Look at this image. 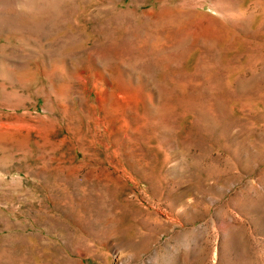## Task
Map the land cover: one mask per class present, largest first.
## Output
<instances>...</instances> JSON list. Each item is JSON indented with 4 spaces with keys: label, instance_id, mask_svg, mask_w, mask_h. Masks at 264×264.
Instances as JSON below:
<instances>
[{
    "label": "rangeland",
    "instance_id": "rangeland-1",
    "mask_svg": "<svg viewBox=\"0 0 264 264\" xmlns=\"http://www.w3.org/2000/svg\"><path fill=\"white\" fill-rule=\"evenodd\" d=\"M0 264H264V0H0Z\"/></svg>",
    "mask_w": 264,
    "mask_h": 264
}]
</instances>
